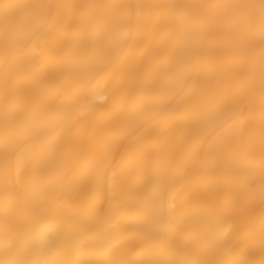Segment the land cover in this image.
<instances>
[{"label":"snow or ice","instance_id":"obj_1","mask_svg":"<svg viewBox=\"0 0 264 264\" xmlns=\"http://www.w3.org/2000/svg\"><path fill=\"white\" fill-rule=\"evenodd\" d=\"M0 7V264H264V0Z\"/></svg>","mask_w":264,"mask_h":264},{"label":"bare ground","instance_id":"obj_2","mask_svg":"<svg viewBox=\"0 0 264 264\" xmlns=\"http://www.w3.org/2000/svg\"><path fill=\"white\" fill-rule=\"evenodd\" d=\"M5 2L9 4H13L16 2H31V3H43L47 2V0H0V5L4 4ZM98 2H103V0H98ZM130 2L133 3H144V4H157V3H186V2H199V3H206V4H223L227 3L228 0H130ZM12 11V10H9ZM156 9H144L142 10V14L146 15H154L156 13ZM4 14V9L3 7H0V15ZM228 14L227 9L223 8H211V9H206L203 12L199 13L196 17L197 21H199L202 18L214 16V17H223ZM46 37L42 35H37L33 37L30 47L32 49H36L37 45H42L45 41ZM16 73H17V68L9 66L8 64H5L4 60L2 57H0V98L3 96V91L6 86L9 85V83H15L16 79ZM179 99V98H177ZM79 113L76 112H70L68 114V122L72 123L76 121L79 118ZM20 159V154L16 153L12 157V162L17 163ZM128 162H121L119 158L113 160L110 162L109 168L106 170L104 173V180L107 182L111 178V174L113 171L116 172L117 174V185H120L126 180H130V177L127 175L126 172V167H127ZM123 173V175H122ZM105 207H107V202H105ZM241 230L244 229V225L241 224L239 225ZM236 237H231V239H235ZM123 239H125L124 236L118 237L116 240L109 241L110 244L113 245H118ZM134 241L130 242L128 245H126L124 248H116L115 254L117 256L120 255H125L129 252V250L133 247Z\"/></svg>","mask_w":264,"mask_h":264}]
</instances>
